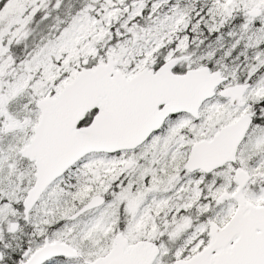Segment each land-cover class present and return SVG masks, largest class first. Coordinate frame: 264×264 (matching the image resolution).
I'll return each mask as SVG.
<instances>
[{"label":"snow or ice","instance_id":"obj_1","mask_svg":"<svg viewBox=\"0 0 264 264\" xmlns=\"http://www.w3.org/2000/svg\"><path fill=\"white\" fill-rule=\"evenodd\" d=\"M0 264H264V0H0Z\"/></svg>","mask_w":264,"mask_h":264}]
</instances>
